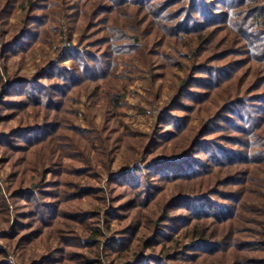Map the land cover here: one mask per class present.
<instances>
[{
    "label": "trees",
    "instance_id": "16d2710c",
    "mask_svg": "<svg viewBox=\"0 0 264 264\" xmlns=\"http://www.w3.org/2000/svg\"><path fill=\"white\" fill-rule=\"evenodd\" d=\"M19 10L24 12L23 38L30 36V47L50 29V21L68 18L83 39L90 26H100L105 34L100 44L107 48L96 52L79 45L69 48L68 59L55 62L59 72H42L41 77L54 75L58 82L38 86L37 80L29 81L32 87L22 92L27 104L3 99L0 110L38 103L62 111L61 99L75 86L114 76L121 57L132 53L150 68L163 63L162 69L184 72L161 111L156 130L147 138L139 164L112 173V161L100 158L93 164L90 158H78L84 165L78 171L82 177L98 179L101 175L95 171L108 172V191L67 182L72 171L64 162L73 149H84L76 137L85 133L70 124L67 128H74V135H58L64 116L56 114L46 126L41 123L0 135L2 146L25 141L28 148L21 146L24 150L19 151L30 153L41 146L46 155L28 158L23 170L10 176L5 191L0 188V217L12 221V232L2 235L17 242L22 249L19 256L25 257L40 240L47 242L48 251L38 254L31 264H102V256L108 255H115L117 264H179L220 251L232 254L227 264H242L238 250L264 254V0H0V23ZM69 60L70 65L64 63ZM50 68L54 71L52 64ZM9 87L2 92L4 98L16 93L14 85ZM98 91L99 85L94 92ZM216 94L222 106L202 118L198 106L217 101ZM165 124L172 129L166 130ZM37 128L43 129L42 135L31 138ZM106 137H110L107 142L102 134L97 138L110 147L122 143L120 134ZM91 142L89 152L109 154L108 148L101 151ZM166 142L171 149L157 155ZM150 153L156 156L148 157ZM25 172L37 173L40 180L25 186L20 178ZM116 184L128 192L126 197L137 200L139 216L121 212L124 209L113 201L111 189ZM169 184L178 186L180 194L147 213ZM183 186L188 187L187 193H182ZM71 188L77 190L71 192ZM81 196L101 205L69 211ZM177 200H182L183 208L173 214ZM35 217L41 223L38 228L30 225ZM120 222L122 228L115 230L114 223ZM176 222L181 225L173 232L170 224ZM147 227L154 230L149 237L143 234ZM80 229L89 234H80ZM241 233L256 239L241 241ZM184 235L191 243H183ZM52 239L57 241L55 247L49 245ZM259 254L246 260L264 264V255ZM6 257L5 249H0V264H10Z\"/></svg>",
    "mask_w": 264,
    "mask_h": 264
},
{
    "label": "rangeland",
    "instance_id": "374dc122",
    "mask_svg": "<svg viewBox=\"0 0 264 264\" xmlns=\"http://www.w3.org/2000/svg\"><path fill=\"white\" fill-rule=\"evenodd\" d=\"M23 16L24 12L19 10L15 12L12 17L6 16L0 23V102L4 99L8 101H21L22 103L25 102L27 104V100L22 95V92L32 87L31 84L28 85L29 81L37 80L36 84L38 86L40 84L42 86V82H58V78L54 75L52 79H48L45 76L41 77L43 75L42 72L45 70L47 73L51 72L52 74L59 72V69L55 67V64H57L55 62L60 60V58L63 60L68 59L65 56L68 54L69 48L79 45L80 48L92 52L99 50L104 51L107 48L106 45L100 44L105 36L104 32L101 31L102 29L100 26L97 25L93 28L90 26L89 33L87 32V39H83L82 35L73 31V25L68 21V18L62 19L61 21L63 22L56 23L50 21V29L45 30L47 32L37 41H33L31 43L32 46L30 47V36L23 38ZM4 31L5 33L2 34ZM97 42H99V45ZM27 47L30 48L27 49ZM10 48L12 53L11 51L8 52ZM24 48L27 50L24 51ZM14 50H18V52L13 53L15 52ZM154 58L157 61L162 62L160 57L154 56ZM119 61L118 63H121L120 67L118 66L114 76L98 79V82L96 83L86 82L80 86H75L71 91L69 90L70 92L68 93V96L61 99L62 104H64V109L62 111L54 110L55 108L53 106L45 108L44 106L38 105V103L34 107L28 104L23 108H15L17 106H14L12 108L7 107V109L4 108L0 110V135H8L15 129L36 128V126L41 123L46 126V122L49 121L50 123L54 121L56 114H59L58 116L60 117L64 116L61 123H58L60 124L57 132L58 135H74V128H67V125L70 124L75 128H81L85 133V135H81V138L79 135L76 137L77 143H79L84 149L78 148L79 150L77 151H74L73 149L70 155H67L64 162L65 167L70 169L69 171H72V173L67 175V182L70 184H81L82 186H98L107 190L108 172L104 170L103 167L97 165L96 168L99 167L98 170H104L102 173L100 171H95L96 175L97 173L98 176L101 175L100 178L96 179L94 177H86L85 175L82 177L79 175L78 171L80 170L79 168L82 166L84 167V165H81L82 163L78 158L82 159L85 156L87 159L90 158L93 164H96L95 162L100 160V158H104L110 162L112 161V173H120L135 164H139L148 136L156 130L161 111L164 110L167 102L173 95L179 77L184 75L183 71H177L171 67L162 69L161 66L163 63H159V65H157L158 67L152 66V68H150L142 62L141 58L133 53L121 57ZM66 62L64 63L67 65L71 64V60ZM51 64L54 71L51 68L49 69V65ZM10 85H14L13 89L16 93L4 98V93L2 92L8 90ZM97 85H99V91L96 94L94 90ZM92 92L94 93L92 94ZM110 93L115 95L113 96L111 94L110 96ZM38 98L41 100L39 95ZM55 98L57 97H54V100ZM217 99V101H214L213 99L206 104L203 103L198 106L201 108L199 110V115L202 118L211 116L222 106V100L219 95H217ZM65 109H69V112ZM174 113L178 115L184 114L183 111H175ZM198 123L199 122H197V124ZM164 128H166V130L172 129L169 124H165ZM42 130L43 129L38 130V128L35 129L34 133H31V138L41 136ZM108 130L109 133H107ZM101 131H103V133H101ZM133 131L135 136L130 135ZM100 134L105 136L106 142L110 138H107V135H111L112 139L120 134L122 143L119 147H114L119 143H113L112 147H110L108 146V143H103V140L97 138ZM216 134L223 135L221 133ZM91 141H94V145L99 146L97 149H100L101 151L108 148L109 154L107 152L103 154L104 151L99 155H96L97 153H94L95 151L92 153L89 152L87 148H89L88 143H93ZM24 143L25 141H22V143L19 144V141H17L7 144V146L0 145V188L3 189V191L7 188V182L10 176H15L18 170H23L27 165L26 161L28 158L34 159L46 156L43 154L41 146L34 149L37 151L33 150L30 153L27 151H19L24 150L23 148H25V150L28 148V146L26 147L23 145ZM56 144L58 145V143ZM21 146H23V148ZM159 149L157 155H165V151L171 149V143L166 142ZM81 151L83 153H81ZM155 156L154 153L148 155V157ZM20 178H24V183L26 182L25 186H29L33 181L40 180V176L34 172L29 174L25 172V175H22ZM243 178L244 176L239 177V179ZM112 188L111 193L116 197L113 201H116V205L124 209L121 212H130L131 214L134 213L139 216V206L137 207L135 204V201L137 200L133 199L132 195L126 197L128 192H123L118 184L112 185ZM187 188V186H183V189L186 190H183L184 192L182 193H187ZM70 190L71 192H75L77 189L71 188ZM179 194L180 191L178 190V186L174 184L165 186L163 195H161L159 201H155L156 203L151 209L147 210V213L151 214L160 203L164 202L172 195ZM93 201V199L88 197H78L69 208V211H73L74 207L83 211L93 210L95 204H98V206L101 205L99 202L94 203ZM20 202L24 203L25 201ZM181 204L182 200H177L174 204L176 210L173 214H178V207L183 208V204ZM22 206L25 207V205ZM173 210L171 211L173 212ZM183 213L184 212H182V214ZM1 218L2 217H0V249H5L7 252L6 258L10 264H31L39 255L48 251V245H46L47 242L40 240L34 242L30 246L28 254L25 257L19 256L22 253V249L19 248L17 242L9 239L7 240L4 237L5 235H2L12 232V221L7 223ZM30 222V225H33L36 228L41 224L37 221L36 217ZM122 222L124 224L127 223V221L125 222L124 220ZM122 222L114 223V229L117 230L118 228H122ZM180 225L181 224L177 222L172 223V225L170 224V226L174 227L173 232H175V228ZM144 230L143 234L148 237L154 232L150 227H147ZM79 231L80 234H89L82 229ZM168 231L170 232L171 230ZM248 234L249 233L239 234L240 240L246 241L256 239V237L250 238ZM182 240H184L183 243L185 244L191 243V240L185 238V235L182 236ZM49 243L51 247L57 245L55 239L50 240ZM237 252L236 254L240 256H238V258H243L242 264H251L249 260L247 261L246 259L259 254L250 253V251L242 252L238 250ZM32 255H36V257H33ZM259 255L263 256L264 254ZM114 256L115 255H108L107 258L102 256V264H117V258H114ZM232 257V254L227 256V252L224 251V253H222L220 251L217 255L212 257L206 255L205 257L195 259L194 261L182 260L177 263L204 264L205 262L210 261L211 264H227L230 262H227V260H230Z\"/></svg>",
    "mask_w": 264,
    "mask_h": 264
}]
</instances>
